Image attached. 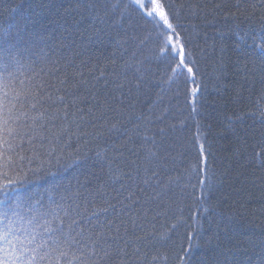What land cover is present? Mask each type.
Here are the masks:
<instances>
[{"label": "trees", "instance_id": "16d2710c", "mask_svg": "<svg viewBox=\"0 0 264 264\" xmlns=\"http://www.w3.org/2000/svg\"><path fill=\"white\" fill-rule=\"evenodd\" d=\"M162 3L195 79L132 0H0V52L80 100L67 135L21 154L17 194L113 205L115 264H181L189 234L187 264H264V0Z\"/></svg>", "mask_w": 264, "mask_h": 264}, {"label": "snow or ice", "instance_id": "6c2138e0", "mask_svg": "<svg viewBox=\"0 0 264 264\" xmlns=\"http://www.w3.org/2000/svg\"><path fill=\"white\" fill-rule=\"evenodd\" d=\"M132 3L144 16L166 26L168 31L162 32L160 52L178 54L179 62L172 71L186 69L195 79L193 68L186 63L190 53L184 50L177 26L171 22L162 0H132ZM257 47L264 59V44ZM22 67L10 52H0V167L8 168L17 177L12 179L3 173L0 184V264H115L114 253H120L110 241L116 237L100 222V216L107 214L113 205L103 208L93 205L89 211L86 204L73 196L57 199L48 195L45 201L40 193L23 198L17 194V188L27 182V174L18 171L17 160L24 158L21 154L35 152L37 144L43 148L46 143L67 135L70 126L76 123V113L70 109L80 102L79 97L67 91L66 77L51 79L56 74L54 68L26 75ZM197 91L198 87L192 89L193 94ZM200 151H204L203 144ZM204 183L200 180L201 185ZM92 219L96 220L95 225ZM107 225L110 229L111 222ZM191 236L185 256L179 258L181 264H187L185 257L194 247Z\"/></svg>", "mask_w": 264, "mask_h": 264}]
</instances>
